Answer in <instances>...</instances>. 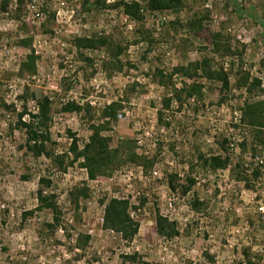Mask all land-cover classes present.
<instances>
[{"label": "rangeland", "instance_id": "rangeland-1", "mask_svg": "<svg viewBox=\"0 0 264 264\" xmlns=\"http://www.w3.org/2000/svg\"><path fill=\"white\" fill-rule=\"evenodd\" d=\"M119 2L145 5L0 0V264H243V252L264 264V129L241 120L245 102L264 99V0H185L177 11L146 8L139 21L115 7ZM197 18L199 33L189 25ZM220 30L232 52H242L240 59L213 54L210 34ZM94 37L124 48L121 71L105 69L103 50L84 48ZM27 39L36 57L34 76L19 75L30 53L20 42ZM206 57L229 73L230 84L241 70L259 80L260 90H231L222 98L218 82L170 77ZM191 83L201 86L200 94L162 109L164 98ZM41 98L51 102L48 148L69 157L65 171L33 157L17 123L24 108L37 113ZM114 102L121 109L103 134L112 147L134 140L145 167L125 163L89 179L82 160L69 164L71 146L76 140L83 148L91 126L107 121L103 111ZM68 104L81 111H65ZM213 157L226 167L207 164ZM189 179L194 184L184 193ZM80 188L88 196L75 201L70 194ZM39 190L56 197L60 221L53 228L52 213L37 209ZM110 198L130 202L139 223L131 241L104 228ZM157 216L174 222L178 235L159 236ZM81 236H89L86 245L78 242Z\"/></svg>", "mask_w": 264, "mask_h": 264}, {"label": "trees", "instance_id": "trees-1", "mask_svg": "<svg viewBox=\"0 0 264 264\" xmlns=\"http://www.w3.org/2000/svg\"><path fill=\"white\" fill-rule=\"evenodd\" d=\"M185 0H144V9H150L151 11H177L184 4ZM229 5H234L232 0H223ZM115 7H121L126 16L134 21L140 19L141 6L137 2L123 3L119 2ZM5 9V7H4ZM234 10L240 14L241 10L234 6ZM202 20L192 19L189 23L190 29L199 33L202 30ZM264 44V37H263ZM20 45L30 51L25 60L20 64L19 75L20 76H34L36 73V57L34 51L31 48V40H23ZM84 48L90 50L101 49L107 55V62L104 64L106 70L121 71L122 62L120 60L124 48L113 41L111 38H90L85 40ZM210 46L213 54L221 58L239 56L240 59L242 52H232L231 41L226 38L223 31H217L210 34ZM213 59L203 58L200 62H195L187 66H181L175 68L170 77L175 74H181L188 79H193L198 76L208 81H215L220 83V93L224 98L226 93H230L231 90L245 91L249 95H254V91L260 90V82L258 79H251L247 73L241 70L236 71L234 76V83L230 84L229 73L225 72L223 68L215 69L212 65ZM169 77V78H170ZM201 86L197 83L184 84L180 90H174L171 97L164 98L162 101V109L169 110L171 103L175 100L179 103L182 102L183 97L193 98L195 95L200 94ZM37 113H28L26 108L17 115L18 126L25 134V147L27 151L35 158L45 157L58 166L63 171L66 170V161L69 159L67 155H55L53 150H49L48 143H50V136L48 132V123L50 122L51 102L48 98H41L37 101ZM10 109V107H7ZM67 112H80L81 108L73 104H68L65 108ZM89 108H87L88 110ZM121 109L119 103L110 104L102 114V118L106 122L102 124L92 125V134L89 137V141L79 149L77 141L73 140L71 146L72 160L69 164H73L79 160H82V166L86 170L89 179H94L97 176H109L111 175L121 164L131 163L138 164L145 167V159L136 153L135 142L131 139L118 140L116 146L112 147V139L109 136L103 134L109 127V125L116 121L117 112ZM27 117V119H25ZM158 120L163 123L162 112H158ZM242 122L249 127H253L260 131L264 129V99L245 102L243 108ZM43 128L45 130H43ZM224 144V143H223ZM207 164L211 166L226 167L220 157L210 158ZM258 171L254 172V176H258ZM189 184L184 188L186 193L190 186L194 184V180L189 179ZM41 183H47L45 180H41ZM169 188L172 191H176L174 186V177H169ZM82 196L86 198L88 196L86 188L75 189L71 192L70 196L77 201L78 197ZM38 210H49L53 216V224L51 228L55 227L60 221V212L56 203V197L54 195H47L43 190H39L37 193ZM201 203L194 201L192 207L199 210ZM131 205L127 199L110 198L104 207L103 225L105 229L111 230L117 234H120L124 240L131 241L138 233L139 223L134 220L131 215ZM156 232L159 236L164 238H173L178 235V230L174 222H170L168 219L161 216H157L155 219ZM89 236H81L78 242L83 240V245H86L89 241ZM83 247V246H82ZM243 264H260L258 260L250 256L248 253L243 252Z\"/></svg>", "mask_w": 264, "mask_h": 264}, {"label": "built area", "instance_id": "built-area-1", "mask_svg": "<svg viewBox=\"0 0 264 264\" xmlns=\"http://www.w3.org/2000/svg\"><path fill=\"white\" fill-rule=\"evenodd\" d=\"M144 11H145V10H144V8H143V7H141V8H140V13H142V14H143V13H144ZM131 215H132V217H133V214H131Z\"/></svg>", "mask_w": 264, "mask_h": 264}]
</instances>
